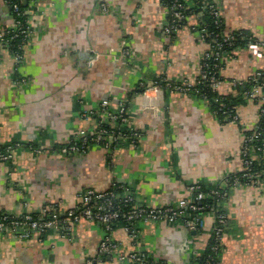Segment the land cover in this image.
Masks as SVG:
<instances>
[{
  "label": "crops",
  "instance_id": "0c3cea01",
  "mask_svg": "<svg viewBox=\"0 0 264 264\" xmlns=\"http://www.w3.org/2000/svg\"><path fill=\"white\" fill-rule=\"evenodd\" d=\"M216 1L227 31L264 40V0ZM24 4L34 30L23 61L17 64L11 51L0 48V143L22 144L12 161L0 162V213H39L57 201L73 207L82 190L115 185L129 187L141 204L166 206L188 198L192 183L214 187L242 169L243 137L257 121L260 105L239 98L234 81L264 75V45L237 47L226 56L217 91L241 100L238 120L222 121L203 99L153 87L164 78L195 83L207 49L191 27L199 14L169 35L162 30L169 13L160 0ZM12 21L9 6L0 0V30ZM103 99L112 107L125 104L130 126L140 134L137 143L65 152L80 130L97 126L95 116L82 115L98 109ZM229 191L222 204L228 224L219 264H264V183ZM204 219L201 231L179 222H140L133 239L116 222L108 233L121 250L139 249L166 264H191L210 243L211 215ZM106 234L85 218L75 223L71 238L56 231L41 239L0 233V264H87L88 259L134 264L99 253Z\"/></svg>",
  "mask_w": 264,
  "mask_h": 264
},
{
  "label": "built area",
  "instance_id": "2783aa9c",
  "mask_svg": "<svg viewBox=\"0 0 264 264\" xmlns=\"http://www.w3.org/2000/svg\"><path fill=\"white\" fill-rule=\"evenodd\" d=\"M22 0H4L9 6L13 15L12 23L3 30H0V48L11 51L17 64L23 61V50L30 40L34 30V22L30 18L28 11L21 8ZM165 6L169 13L167 23L162 27L165 34H171L181 27V21L185 18L184 9L190 4L188 0H168ZM33 5L36 0H29ZM207 11L212 16L216 31H210L207 27L197 28L192 26V30L198 33L204 40L207 37V49L203 52L198 68V77L201 85L204 84L212 90H217L221 80L218 78L221 67L227 56V47L234 43L235 35L225 28H221V13L216 0H210ZM247 46L253 49L264 45V40L248 38ZM127 54L129 53L128 51ZM261 75L257 72L254 76ZM23 79H16L15 83L22 82ZM163 85L153 83L155 88H164L169 91H177L208 101L207 94L201 89H193L195 83L188 81H172L163 79ZM243 80H235L234 84H242ZM262 83H255L244 91L247 100L258 101V119L251 129L244 134L240 153L243 167L236 174L226 175L220 182L222 189H210L206 192L200 183L188 185L190 196L179 199L177 202L166 206H151L137 202L133 192L126 186H113L109 190H96L86 188L79 194V201L73 207L65 206L63 202H53L44 207L39 213H22L14 215L11 213H0V233L10 234L19 238L37 237L41 239L48 232L56 231L62 237H70L74 230V225L82 218L95 221L101 225L107 234L99 244L101 255L114 254L117 260H129L134 264H157L147 254L139 249L124 251L118 248V244L112 239L108 232H112L116 222H123V226L131 238L138 239V223L157 222L175 223L179 222L191 231H201L206 223L204 215L210 214L211 243L209 251L205 257V264H219V255L223 251V236L228 224L227 215L222 209V204L230 197V189L238 185H259L264 183V168L254 167V160L264 152V139L261 143L257 140L264 134V127L260 128L258 121L261 115L264 117V88ZM263 88V89H262ZM208 103V102H207ZM221 113L226 115L227 120L237 121V113L231 114L221 107ZM83 118L95 116L98 119L97 126L91 130H80L79 134L67 144L64 151L83 154L93 146H101L112 149L120 146L125 141L136 144L140 134L130 126L129 116L124 103H119L117 107H112L109 99H103L98 109L83 112ZM22 144L0 143V162L12 161L15 157L16 148ZM32 149V148H31ZM36 153L42 152V148L33 147ZM261 152L255 156V153ZM260 163L263 167L264 164ZM241 179H244L242 182ZM214 199V204L207 203L208 198ZM73 236V235H72ZM87 264H94L91 259ZM198 264V263H195Z\"/></svg>",
  "mask_w": 264,
  "mask_h": 264
},
{
  "label": "trees",
  "instance_id": "16d2710c",
  "mask_svg": "<svg viewBox=\"0 0 264 264\" xmlns=\"http://www.w3.org/2000/svg\"><path fill=\"white\" fill-rule=\"evenodd\" d=\"M160 1L163 4V6H168V4H169L168 0H160ZM188 1H191V0H188ZM208 3H210V0H205V1H203V3L200 0H192V4L187 9H184L185 18L181 21V27L186 24L187 19H188L189 16L196 15V14L198 15L199 14V17L197 18V23H196L195 26L197 28H202L203 26H205L210 31H216L214 20H213L212 16L208 13L207 8H206ZM20 5H21V8H23V9H26L28 7L27 5L24 4V0L20 1ZM220 23H221L220 27L224 29L225 25H224L222 16H221ZM231 32L234 33L235 40H234V43L231 46L227 47V51H228L227 55L230 54L232 52V50H234L237 47L247 46V44H248L247 39L249 37L254 39L249 33H247L246 31H243V30H235V31H231ZM171 34H173V33H171ZM204 41L207 42V37L204 39ZM218 78L221 80L220 73L218 75ZM199 80H200L199 77H197L196 80H195L196 84L194 85L193 89H201L202 91H204L207 94V96H208V101H207L208 105L211 107L213 112L222 121L223 120H227V119L225 118L226 115L221 113V110H222V109H220L221 107H223V109L228 110L231 114L236 113V107H237L238 101L241 100V99L236 100L235 98H232L231 96L221 95V94L218 93L217 90H212L210 87H207L204 84L201 85V82ZM172 81H174V80H172ZM155 82H157V84L163 85V83L165 81H163V79H160V80L155 81ZM255 83H262V85H263L262 87L264 88V75L261 74V75H258V76H251V77H249V79L243 80L242 84H237V85L235 84L236 88H237V90L239 92V96L238 97L239 98H243V100H247V98H245V96H244V91H246L248 89H251V87ZM142 89H144V87ZM258 123L260 125V128L264 127V117L262 115H261L260 120L258 121ZM247 133H250V131H247ZM261 139H264V134H263V136H260L258 138L257 142L261 143ZM260 153L261 152L255 153V156L257 154L259 155ZM262 157H263V155L261 153L260 157L256 158L254 160V167L255 168H259V169H263L264 168L260 163H258V162H261V163L264 164V158H262ZM234 174H236V172L230 173L229 176H232ZM241 180H242V182L244 181V179H241ZM199 183L201 184L203 190L206 191V192L210 191V189H215V188L222 189V187L219 186L220 184L216 185L214 187L213 186L207 187V185H204L202 182H199ZM207 203L209 205H213L214 204V199L209 197ZM34 214H37V213H34ZM119 222L123 224V222H121V221H119ZM210 243H211V239H210ZM210 243H209L208 248L206 249V251H204L200 255L193 256V258L191 259V264H195V263L205 264L204 261H205L206 255H207V253L209 251ZM157 262H158L157 264H166V263H164L165 261L164 262L163 261H157Z\"/></svg>",
  "mask_w": 264,
  "mask_h": 264
},
{
  "label": "rangeland",
  "instance_id": "374dc122",
  "mask_svg": "<svg viewBox=\"0 0 264 264\" xmlns=\"http://www.w3.org/2000/svg\"><path fill=\"white\" fill-rule=\"evenodd\" d=\"M199 16V15H198Z\"/></svg>",
  "mask_w": 264,
  "mask_h": 264
}]
</instances>
